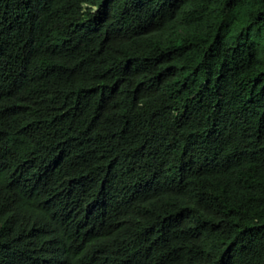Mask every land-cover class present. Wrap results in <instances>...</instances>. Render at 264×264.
<instances>
[{
    "label": "trees",
    "instance_id": "16d2710c",
    "mask_svg": "<svg viewBox=\"0 0 264 264\" xmlns=\"http://www.w3.org/2000/svg\"><path fill=\"white\" fill-rule=\"evenodd\" d=\"M0 264H264V0H0Z\"/></svg>",
    "mask_w": 264,
    "mask_h": 264
}]
</instances>
